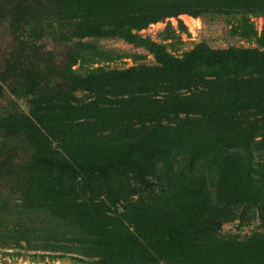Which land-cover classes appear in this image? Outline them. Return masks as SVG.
<instances>
[{"label": "trees", "instance_id": "trees-1", "mask_svg": "<svg viewBox=\"0 0 264 264\" xmlns=\"http://www.w3.org/2000/svg\"><path fill=\"white\" fill-rule=\"evenodd\" d=\"M60 1L61 12L50 20L60 28L61 56L40 46L42 24L30 10L24 15L9 10L3 20L8 52L0 60V85L26 99V111L15 105L0 115V174L9 164L10 174L26 181L19 206L30 216L28 233L45 238L40 247L96 254L94 241L106 235L97 228L111 226L120 201L151 191L161 180L160 164H169L170 157H186L190 165L198 159L195 145L175 148L167 136L197 132L206 116L203 103L222 96L240 104L238 125L229 148L214 157L230 156V149L241 155L244 174L228 168L223 175L232 180L230 190H240L243 202L261 212L264 225V160L259 163L251 147L264 136V25L259 34L252 21L264 18V0ZM182 14L235 20L232 31L262 49L200 42L178 58L164 43L141 34L150 24ZM163 32L167 40L175 34L171 27ZM102 39L142 48L157 66L91 67L110 54L94 43ZM4 202L0 196V207ZM234 217L221 214L214 223ZM92 264L170 263L105 262L101 256Z\"/></svg>", "mask_w": 264, "mask_h": 264}, {"label": "rangeland", "instance_id": "rangeland-1", "mask_svg": "<svg viewBox=\"0 0 264 264\" xmlns=\"http://www.w3.org/2000/svg\"><path fill=\"white\" fill-rule=\"evenodd\" d=\"M60 2L0 0V60L8 52L3 20L7 16L5 12L9 10L19 15L29 10L33 12V18L42 24L40 46L61 56L64 48L57 33L60 28L54 20H50L54 17L50 15L61 12L58 8ZM252 21L260 34L264 18H254ZM234 24L235 20L225 17L182 14L150 24L141 34L164 43L167 50L178 58L200 42L212 48L235 46L262 49L260 44L246 41L235 34L231 29ZM167 27L175 31L170 40L165 39L167 35L163 32ZM94 43L110 54L91 67L123 70L140 65L157 66L146 50L121 40L102 39ZM77 96L89 100L87 94L78 93ZM233 100L230 96L207 99L203 103L206 116L199 122L202 127L199 126L197 132L167 136L175 148L179 145H195L200 150L198 159L190 165L186 157H170L169 164H160L164 176L162 174L161 180L155 181L151 191L139 190L140 195H129L127 200L120 201L115 207L118 210L115 209L113 213L116 219L111 226L97 228L98 232H105L106 235L94 241V250H99L96 254L82 255L41 248L46 243L45 238L28 233L30 216L19 206L20 189H24L26 181L11 175L9 164L8 168L4 165L3 174H0V196L5 201L0 207V264H92L101 256L105 262L137 258L170 264H264L261 212L243 202L245 196L238 194L240 190H230L228 185L232 180L223 175L228 168L236 176L237 173L244 174L246 163L243 161L244 164L238 167L241 155L236 157L232 149L228 150L230 156L220 154L216 159L214 157L217 151L229 148L228 144L236 137V119L239 115L235 110L240 104ZM15 105L26 111V99L16 97L0 85V115ZM255 141L257 143H251V147L260 163L264 160V136ZM25 154L22 152L19 156L24 157ZM221 176L224 179L221 180ZM135 186L138 190L137 184ZM152 199L154 201H150ZM221 214L229 218L235 214V217L216 225L214 222ZM39 216L42 215H38L40 221L37 223L42 224V217ZM143 226L145 231L140 230ZM99 237L97 234L93 236L95 239ZM51 240L54 242V239ZM61 243L72 244L66 241Z\"/></svg>", "mask_w": 264, "mask_h": 264}]
</instances>
